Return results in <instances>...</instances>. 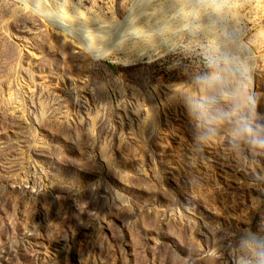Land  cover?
<instances>
[{
	"label": "rangeland",
	"instance_id": "obj_1",
	"mask_svg": "<svg viewBox=\"0 0 264 264\" xmlns=\"http://www.w3.org/2000/svg\"><path fill=\"white\" fill-rule=\"evenodd\" d=\"M0 264H264V0H0Z\"/></svg>",
	"mask_w": 264,
	"mask_h": 264
},
{
	"label": "bare ground",
	"instance_id": "obj_2",
	"mask_svg": "<svg viewBox=\"0 0 264 264\" xmlns=\"http://www.w3.org/2000/svg\"><path fill=\"white\" fill-rule=\"evenodd\" d=\"M95 52L97 53V57L98 58H109L110 56L116 54V51L114 50L112 45H109V46H107V47H105L103 49H96Z\"/></svg>",
	"mask_w": 264,
	"mask_h": 264
}]
</instances>
